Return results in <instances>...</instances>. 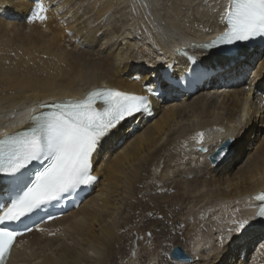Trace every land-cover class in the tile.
<instances>
[{
	"label": "bare ground",
	"instance_id": "obj_1",
	"mask_svg": "<svg viewBox=\"0 0 264 264\" xmlns=\"http://www.w3.org/2000/svg\"><path fill=\"white\" fill-rule=\"evenodd\" d=\"M203 1L209 0H44L53 8V15L48 13L46 22L33 25L27 17L35 3L0 0V70L11 67L0 79V132L17 130L33 103L77 98L98 87L144 94L145 84L155 82L164 69H168L173 85L163 89L165 96H170L168 101L165 97L152 100V117L127 118L101 142L92 161L99 181L86 201L77 210L44 225L43 230L18 239L20 247L12 252L7 264H116L118 255L126 256L121 258L123 264H142L139 258L147 243L162 239L168 232L164 229L163 233L143 236L142 230L134 235L136 229L129 227L134 222L129 202L138 187L153 188L155 184L144 185L152 169L159 172L156 183L161 188L174 184L179 191L162 203L175 214L184 241L189 236L183 244L184 252L196 256L199 264H221L227 258L232 263L238 258L237 264H264V231L260 227L239 238L229 233L234 237L223 246L215 244L217 239L201 246V237L197 238L201 220L197 217L189 229L187 221L181 219L188 216L189 204L202 210L211 207V203H203L212 200L224 203L208 219L220 221L234 216L231 222L226 221L227 227H234L233 221L241 219H250L253 225L250 195L264 189V136L261 139L257 129L264 127V99L256 96L255 102L247 97L252 87L264 85V52L259 60L258 48L248 54L251 49L243 46L232 52L236 57L231 61L211 63L204 59L207 53L197 51L199 65L207 75L204 84L190 90L188 82H181L191 65L175 56L177 46L194 49L192 45L208 41L210 34L222 26L220 15L226 0H220L215 13L202 8ZM7 3L11 9L4 5ZM61 22L67 25L58 26ZM242 48L247 50L242 53ZM19 49L29 66H24L21 56L14 59ZM238 120L243 121L239 126ZM213 126L220 129L212 131ZM240 126L242 132L231 143V153L238 143L234 156L223 167L210 165L207 158L216 145ZM249 127L251 132L244 135ZM196 128L210 131L203 145L208 148L207 154L197 151L198 147L179 152L177 144L189 133L195 134ZM160 163L163 166L159 171ZM175 178L178 180L172 181ZM152 204V212L158 211L168 221L162 214L167 212L158 203ZM125 210L129 214L119 223V215ZM132 248L140 250L135 259L136 253L129 257ZM156 261L179 264L163 256Z\"/></svg>",
	"mask_w": 264,
	"mask_h": 264
},
{
	"label": "snow or ice",
	"instance_id": "obj_2",
	"mask_svg": "<svg viewBox=\"0 0 264 264\" xmlns=\"http://www.w3.org/2000/svg\"><path fill=\"white\" fill-rule=\"evenodd\" d=\"M34 3L27 19L29 22H46L50 6H46L44 0H34ZM220 20L224 24L220 35L209 43L191 47L204 50L264 38V0H229ZM178 55L186 56L192 65L198 63L195 56H187L184 50H178ZM172 86L171 75L164 69L155 82L145 84L149 95L97 88L83 99L42 106L50 107V110L32 114L26 129L0 137V174H3L0 184L6 177L12 190L10 204L0 208V264H7L16 239L21 235L9 225L82 185L93 184L97 178L92 175V161L101 142L126 118L137 113L150 115L153 110L150 97L159 96L160 90ZM240 132L242 126L235 127L232 136L216 145L214 160L226 155L233 137ZM194 139L200 145L198 151H208L203 147L204 133H198ZM34 162L41 170H30ZM33 175L35 179H32ZM255 199L261 202L257 215L264 217V193ZM233 223L236 227L229 229V233L237 234L236 238L253 226L250 219ZM231 238L226 241L222 237L221 245L230 242ZM177 259L179 264H189L187 259Z\"/></svg>",
	"mask_w": 264,
	"mask_h": 264
},
{
	"label": "rangeland",
	"instance_id": "obj_3",
	"mask_svg": "<svg viewBox=\"0 0 264 264\" xmlns=\"http://www.w3.org/2000/svg\"><path fill=\"white\" fill-rule=\"evenodd\" d=\"M27 1L28 2H31V0H27ZM33 3H34V1H33ZM200 3H201V5H203L202 8H206L207 10H209V12L211 11L212 13H215L214 10H218V8H220L219 6H221V1L220 0H209V1H203V2H200ZM222 4H224V3H222ZM4 5H7V7L9 9L12 8V6L10 4H8V3L7 4H4ZM213 6L215 7V9H214ZM52 9L53 8H50V10L48 12L49 13V16L53 15L52 12H50V11H52ZM147 10L148 9L145 8V11H147ZM30 23L31 24L33 23V25H35V22H30ZM55 25L56 24H53V26H55ZM65 25H67V24L64 23V22H61V23H59L58 26H65ZM57 31H58V28H57ZM247 48H249V47H247ZM247 48H242L241 49L242 53H244L247 50ZM1 49H3V48H1ZM254 50L251 49L247 53L249 54V53H251ZM7 51L8 50H6L5 53ZM17 52L18 53L15 56L16 58H14L15 60L23 57L22 50L21 49L17 50ZM7 56L9 58L11 55H8V52H7ZM18 56H19V58H18ZM203 56H204V59L205 60H208L211 63H225L227 61H231L234 57H236L235 53H230V54H227V55H224V56H220V57L212 56L210 54H205ZM203 56H202V58H203ZM23 58L25 60V62L23 61L25 63L24 66L25 67L29 66V63L30 62L29 61H28V63L26 62L27 61V59H25L26 56H24ZM206 63H207V61H206ZM257 65H258V63H257ZM4 68H5V66H4ZM7 69L8 70H11V67L8 66L4 70H0V79L4 77L3 76V73L5 74V72H6ZM143 74H141V75L143 76ZM220 92L218 91V93H220ZM181 94L183 95V93H181ZM237 122H238V126L241 123H243L242 120L240 122L238 120ZM237 122H236V124H237ZM249 124L252 126L254 124V121L251 122V123H249ZM125 126H123V127H125ZM250 127L247 128L244 131V133H245L244 135H248L251 132ZM217 129H220V128L219 127L217 128V126H213L212 127V131H215ZM257 129H259L258 136L262 139L263 136H264V127L263 126L262 127L259 126V127H257ZM195 130H196L195 134L189 133L188 135H186L184 137L185 140L182 138V140L177 144L178 145L177 147H179V150H180L179 152L182 151V153H185V151H187L188 149H192V151H193V149H196L197 147L199 148L200 145L197 144V140L194 139V137H197L198 131H199V133L201 131L198 128H196ZM209 132L210 131H208V129L202 131V133H204V139L205 138H210L209 137ZM123 134H124V132H122L121 136ZM120 137H118V139ZM190 144H191V146H190ZM180 145H181V147H180ZM193 145H194V147H193ZM237 145H238V143L237 144H234V149H233V152L231 153V155L223 163L219 164L218 166L223 167V165L232 156H234V153L236 152V146ZM170 151H172V149ZM162 166H163L162 163H160V169H159V171L161 170V167ZM151 174H152V176H150V179H148V181L144 185H149L150 184L149 186H152V185L155 184L153 186V188L146 190L143 187H138L139 188L138 189L139 191L137 192V194H136L135 197H132L133 199L131 198V200L129 202V204L132 205L131 209H129V210L133 212V216H134V222L129 227L132 230L133 229H136V230L133 231V234L134 235L138 231H139V233H141L142 230H143V236H147L151 232L152 233L153 232H157V233H160L161 232V233H163V232H165L164 229H166L168 232L167 233H163L164 234V237L162 239H157V240H155V242L152 240V243H149V244L147 243V246H148L147 249L141 252V256L139 258V260H140V262L142 264H148V263L156 264V262H157L156 259H158L159 257H162V256L165 257V258H169L168 257V253H167V251L169 249L171 250L174 246H178V247H180V248H182L184 250L183 244H184L185 241H187V239L189 240V236H188L187 238H185V241H184L183 236H182V232L179 230V227H178L177 223L175 222L177 220L176 217L174 216L175 214L174 213H171L170 210H166L165 209L166 203H162V200L164 198H167L170 195H174V194L178 193L179 192L178 189H174V184H171V183H170L171 185H169V187H168L169 190L168 189H165V188H161L159 186V184L156 183V181L158 180L159 172H157V170L155 171L154 169H152L151 170ZM175 180H178V178H175L172 181H175ZM159 196H162V198H158ZM148 201H149V204H150L149 206L147 205V202ZM152 201H154L155 204L158 203V205L161 206V209L163 211L165 210L167 212V214H164V213H162V214L167 217L168 221H165L162 218V215L158 211H155L154 213L152 212V210L154 208V205L152 204ZM214 203H215V201H212V200H209L208 202H204L203 203L204 205L203 204H201V205L205 206V205H208L209 204V205H211V207L208 205L209 207L202 208V210L200 208L199 209L196 208V207H198V205L196 207H194V209H193V205L194 204H189L190 207L187 206V209H186L187 210L186 213H188V216L187 217L184 216L187 219H185L184 217H181L182 221H184V220L187 221V224L189 225V229H190V227H192L195 224L194 222L197 221L196 220L197 217H198L199 220H201V224L197 228V232L199 231V233H198L199 236H197V238H200L201 237V241H200V243H201L200 245L201 246H204L205 244L207 246V243H208V245H210L213 239H217V242H215L216 245L218 243L221 244L220 241H221V238L222 237L226 241H228L229 240V237H230L229 229H232V228H235L236 227V225L234 227H232V226H230V227L228 226L227 227L228 223L226 222V221L231 222L232 220H234V218H233L234 216H228L226 219H222L220 221H215V218L214 217L211 218V219H208V216L212 212H214L217 209H219L220 205L223 204L224 202L221 203L220 201H217V203H215L216 206L214 205ZM201 205L199 207H203ZM191 206H192V208H191ZM189 208H191L192 210L189 209ZM199 210H201V211H199ZM193 211H194V213H193ZM240 211L243 212L242 210H240ZM128 214H129L128 210H125V212L121 216L119 215V218H120L119 223L122 222L123 221V218L126 217V215H128ZM150 216H152V217H150ZM149 217H150V219H149ZM194 217H195V219H194ZM223 220H224V223H223ZM172 221H174V222H172ZM220 224H221V226H220ZM224 227H225V229L222 230V228H224ZM215 228H218V229L216 230ZM255 228H258V225L256 223L253 224V226L250 227V229H247V231H245L244 234L247 233L248 230H251L252 231ZM130 229H129V231H130ZM216 232H220V235H218V236L215 235ZM125 233L128 234L127 232L124 231V234ZM126 234H125V236H126ZM194 235H195V233H194ZM180 237H182V239ZM231 237L232 238H231L230 241H232V239H233L234 236L231 235ZM141 238H143V237L140 236L139 239H141ZM227 243H229V242H226L224 245H226ZM198 244H199V242H198ZM240 249L241 248H239L237 250H240ZM193 251H195V252H192V254L193 255H197V251L196 250H193ZM139 252H140V250L135 252L134 248H132L130 250L129 257H131V256L133 257L135 255V253H136V255L133 257L135 259V258H137V254ZM122 257L124 258L126 256L125 255L124 256L123 255H118L117 256L118 259H116V264H123V260L121 259ZM195 258H196V256H195ZM195 258L193 259V262L191 264H199L200 263V262H196V259ZM236 262H238V258L236 260H234L233 263H232V261L229 258H227L221 264H237Z\"/></svg>",
	"mask_w": 264,
	"mask_h": 264
},
{
	"label": "water",
	"instance_id": "obj_4",
	"mask_svg": "<svg viewBox=\"0 0 264 264\" xmlns=\"http://www.w3.org/2000/svg\"><path fill=\"white\" fill-rule=\"evenodd\" d=\"M232 144L229 145L228 150L226 155L224 157L230 155L231 150H232ZM215 154V153H214ZM208 160L210 161L211 164H216L219 159H213V155L208 157ZM168 256L175 261H178L177 257H179L181 260L187 259L189 262H191V258L182 250V248L175 246L173 247L169 253ZM179 262V261H178Z\"/></svg>",
	"mask_w": 264,
	"mask_h": 264
}]
</instances>
